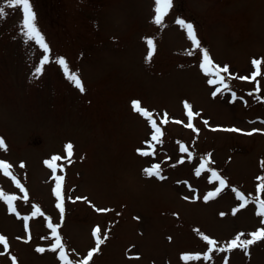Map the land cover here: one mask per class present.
Returning <instances> with one entry per match:
<instances>
[{
	"label": "rangeland",
	"instance_id": "rangeland-1",
	"mask_svg": "<svg viewBox=\"0 0 264 264\" xmlns=\"http://www.w3.org/2000/svg\"><path fill=\"white\" fill-rule=\"evenodd\" d=\"M31 4L51 50L39 76L33 73L44 52L21 31L22 12L6 8L0 19V138L7 145L0 160L12 165L28 197L0 172V190L17 197L15 213L0 200V236L8 242L6 249L0 245V264H13L12 257L15 264H63L59 250H50L55 239L49 222L58 226L72 264L95 247L97 227L108 238L90 264H225V258L228 264H264V241L247 254L218 250L238 233L250 238L264 227L253 202L233 214L241 203L236 192L249 201L264 199L257 192V178L264 177V64L260 92L254 81L239 79L254 71L253 58L264 61V0H173L162 25L154 23V0ZM177 19L194 25L215 64L228 66L221 73L226 89L207 82L214 77L200 68L202 51L193 49ZM149 38L155 44L151 60ZM56 57L79 75L84 92L67 79ZM216 88L221 91L214 96ZM134 101L153 113L162 130L154 155L137 152L146 148L152 129L133 110ZM185 102L198 113L191 121L198 131L186 127ZM165 114L168 122L162 123ZM227 128L242 131L222 130ZM253 129L260 131L244 134ZM68 143L71 162L57 161L63 170L56 172L64 177L62 219L44 161L65 157ZM209 156L207 169L218 172L227 187L205 201L219 187L211 171L196 175ZM153 164L164 179L143 173ZM37 207L42 215L32 216ZM203 236L217 241L210 260L203 259L209 247ZM186 253L201 259L186 262Z\"/></svg>",
	"mask_w": 264,
	"mask_h": 264
},
{
	"label": "snow or ice",
	"instance_id": "snow-or-ice-1",
	"mask_svg": "<svg viewBox=\"0 0 264 264\" xmlns=\"http://www.w3.org/2000/svg\"><path fill=\"white\" fill-rule=\"evenodd\" d=\"M154 23L157 25H162L165 16L168 14L169 10L173 6V0H154ZM6 8H18L22 12V28L21 31L23 32L24 36L28 41H33L41 49H43L44 55L42 59L40 60L39 66L35 68V72L33 73L34 76H39L43 72V67L45 64L50 62V48L47 44L45 37L39 30L37 24H36V15L33 11L31 0H0V19L4 18L7 15ZM176 23L184 30H186L187 38L191 41L192 47L195 50L202 51V62L200 64V68L204 71L206 75H211L214 77L213 79H209L207 82L209 84H224V76L221 75V73H228L229 68L227 65L221 67L214 63L213 59L211 58L208 50L206 48H202L201 41L198 39L196 30L194 28V25L191 22H186L184 19H177ZM146 43L148 45V56L146 57L147 60H151L153 53L155 51V44L152 39H147ZM189 54H193L191 51ZM56 63H58L60 66H62V69L65 73V76L69 81H71L76 88H78L81 92L85 91L84 85L79 77V75L76 72L70 71L67 61L63 57H56ZM251 64L253 66L254 71H252L250 76H243L239 77V79L242 80H248V81H254L256 83L255 91L260 92L261 86L258 81V77L262 75L261 73V66L264 64V61L261 59L253 58L251 61ZM228 85L224 84V88L226 89ZM221 91L220 88H216V91L213 92V95L215 96L217 93ZM233 97H235V93H232ZM251 95V93H250ZM257 99H260L258 96ZM133 110L140 114L142 117H144L149 123L150 127L152 129V135L149 141H145L146 148L145 149H137V152L142 156H151L155 154V145L162 142V130L159 126H157L156 120L153 119V113L143 107H141L140 103L138 101L133 102ZM184 107L187 110L186 115L188 117V124L186 127L193 129L194 131H198L197 129H194L193 124L191 123L194 115H198V113H193L192 106L188 104L187 102L184 103ZM167 114H165V119L162 120V123H167L168 120L166 118ZM177 123H181L180 121H176ZM207 123V121H205ZM215 130V129H214ZM224 131H230V132H241V129L238 128H227L222 129ZM260 131L259 129H253L251 132L244 133L245 135H252L253 133ZM0 149L7 150V145L3 138H0ZM72 150L73 145L71 143H68L65 145V151L66 156L61 157L58 155L52 156L50 159L45 160L44 163L47 167H49L52 170L53 178L55 180V187L53 189L54 195L57 198V204L56 207L59 209L61 213V218L63 219V213H64V196L62 191V181L64 179L63 176L56 175L57 169L63 170L62 164H57V161L60 160H67L68 162H71V156H72ZM180 151L182 153H188V158H192V154L188 152V148L184 145L180 146ZM181 163L183 160L180 161ZM211 163L210 156L208 158H203L199 167L196 169V175H200L202 171L209 170L211 171V178L215 181L219 182V187H216L214 191L208 192L204 196V200H210L215 198L225 187H227L226 181L221 177V175L216 172L214 169H207V165ZM264 164V162H262ZM21 167H24V165L21 163ZM12 165L9 164L6 161L0 160V172L3 173L4 176L10 177L12 181L16 184V186L24 192V199L27 200V192L24 189L23 185L20 183V181L16 178L14 173L11 171ZM143 173L146 176L149 177H157L159 179H164L160 175V165L159 164H153L152 166L143 169ZM260 183L257 185V192L261 193L264 192V177H258L257 178ZM235 191V190H234ZM237 199L241 201L238 208L233 209V214H236L240 209L245 208L250 202H253L257 206L256 215L260 216L262 218V223H264V199H261L259 196L254 197L252 201H249L245 198L244 194L240 192H236ZM77 199H81L80 197H77ZM86 199V198H84ZM0 200H4L8 205V210L10 212L15 213L16 207L14 205V201L17 200V197L15 195L6 194L3 192V190H0ZM98 212H105L108 211V209H96ZM36 215H42L40 212V209L37 207L35 211L32 213V216ZM223 215V213L221 214ZM29 217H24L25 221V228L27 229V220ZM139 219V218H137ZM48 228L51 229L52 237L55 239V242L51 246V251L55 252L59 250V259L63 262V264H72V261L68 259L67 253L64 250V244L62 243V240L58 234V226L53 225L51 222L48 223ZM99 227L95 228L93 230V237L95 238V247H93L91 250L87 252L86 257L79 262V264H90V261H92L94 254L100 251L101 245L105 242V240L108 238L107 233L104 234L103 238H101ZM245 234L244 233H238L233 239H231L225 247H220L218 250L220 252H226V251H232L234 249H242L245 254H247L248 248L255 244L257 241H264V227L257 229L256 231H253L252 233L248 234L250 238H242ZM30 238V237H29ZM203 239L207 242L209 245L207 253L204 254L203 259L210 260L211 259V253L214 250H217V241L214 239L209 238L208 236H203ZM0 245H3V247L6 249L8 248V242L5 237L0 236ZM46 249L42 247H38L36 251L38 252H44ZM139 258V257H136ZM181 259L184 261H196L201 259L200 254H183ZM13 264L16 262V258L12 257ZM225 264H228L227 258H225Z\"/></svg>",
	"mask_w": 264,
	"mask_h": 264
}]
</instances>
